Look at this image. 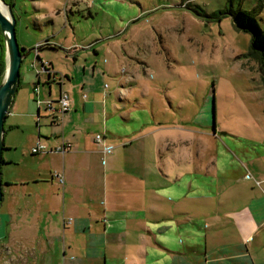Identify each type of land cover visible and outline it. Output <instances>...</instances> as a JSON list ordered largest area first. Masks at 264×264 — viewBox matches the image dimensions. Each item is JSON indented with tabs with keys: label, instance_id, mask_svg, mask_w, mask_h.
<instances>
[{
	"label": "crops",
	"instance_id": "0c3cea01",
	"mask_svg": "<svg viewBox=\"0 0 264 264\" xmlns=\"http://www.w3.org/2000/svg\"><path fill=\"white\" fill-rule=\"evenodd\" d=\"M99 1L103 11L123 6L113 16L122 29L137 16L133 0ZM52 24L49 37L74 29ZM49 37L22 44L39 47L30 64L40 70L29 83L36 105L16 114L13 101L5 122L0 254L19 243L18 264H264V111L240 131L223 125L228 106L213 107V123L169 121L166 108L133 97L123 65L99 64L98 49L81 57L94 41ZM62 91L72 106L52 112Z\"/></svg>",
	"mask_w": 264,
	"mask_h": 264
},
{
	"label": "rangeland",
	"instance_id": "374dc122",
	"mask_svg": "<svg viewBox=\"0 0 264 264\" xmlns=\"http://www.w3.org/2000/svg\"><path fill=\"white\" fill-rule=\"evenodd\" d=\"M124 1L131 3V0ZM6 2L11 5L16 19L21 46L23 43L31 45L43 37L48 39L53 32V21L60 26L69 22L75 30L71 26L57 38L49 37L50 43H66L73 39L83 40L80 43L84 44V40L94 41L86 50L82 51L79 46L81 57L89 54L87 50L94 55V49H98L99 64L117 61L119 66L123 65L121 73L124 75L128 71L133 77V97L144 94L140 100L150 107L155 103L166 108L171 113L169 121L203 124L204 119L210 117L213 123V107L226 106L231 115L224 121L225 128L240 131L242 124L253 127L254 120L260 121L264 111V105L260 104L264 102V71L256 54L250 53L252 34L236 25L230 9L254 12L264 28V0H191L200 14L182 4V0H133L137 16L132 24H125L124 29L113 19L114 12L126 11L119 5L103 11L104 7L96 2L94 6L93 0ZM33 47L21 66V74L27 73V79L22 85L20 82L14 98L16 114L36 105L34 86L29 83L34 78L37 80L40 66L39 63L30 64L37 45ZM45 49L50 55L60 52L51 47ZM1 53L3 55L0 44ZM53 60L58 63L57 59ZM80 63H84L83 58ZM105 76L107 84L112 85L114 78L110 74ZM27 86L32 93L31 99ZM56 92L54 89L53 97L57 96ZM248 109L254 112L252 117L244 114ZM12 120L14 116L8 122ZM15 134V139L24 138L20 133ZM202 138L206 137L202 135ZM10 245V252L0 254V264H18L16 256L23 249L22 244Z\"/></svg>",
	"mask_w": 264,
	"mask_h": 264
},
{
	"label": "water",
	"instance_id": "95a60500",
	"mask_svg": "<svg viewBox=\"0 0 264 264\" xmlns=\"http://www.w3.org/2000/svg\"><path fill=\"white\" fill-rule=\"evenodd\" d=\"M16 24L11 5L6 0H0V28L6 61L5 74L0 82V204L4 195L2 164L5 149V122L20 86L22 63L31 52L19 43Z\"/></svg>",
	"mask_w": 264,
	"mask_h": 264
},
{
	"label": "trees",
	"instance_id": "16d2710c",
	"mask_svg": "<svg viewBox=\"0 0 264 264\" xmlns=\"http://www.w3.org/2000/svg\"><path fill=\"white\" fill-rule=\"evenodd\" d=\"M185 1L186 0H182V4L186 5V7L191 8L197 13H199V10L193 8V3L190 2L191 0H188L187 3H185ZM230 12L233 16L236 25L241 29L250 32L252 34V50L250 53L256 54L264 71V28L259 24L255 13L252 11H247L243 8H238V9L231 8ZM0 44L3 49V55L2 58L0 59V82H1L6 70V61L4 55L5 53L4 40H3L1 28H0ZM46 45H50V44L47 43ZM38 48L39 47H36V49Z\"/></svg>",
	"mask_w": 264,
	"mask_h": 264
},
{
	"label": "built area",
	"instance_id": "2783aa9c",
	"mask_svg": "<svg viewBox=\"0 0 264 264\" xmlns=\"http://www.w3.org/2000/svg\"><path fill=\"white\" fill-rule=\"evenodd\" d=\"M43 67L46 69L47 65L44 64ZM71 106H72L71 96H70V94L67 91H62L61 92V95H60V97L58 99V106L55 105V102L53 100H49L47 102V108L49 110H51L52 112H55V113L59 112L60 114H63L66 111H68L71 108ZM102 139L103 138H102V135L101 134H98L96 136V140L98 142H101ZM70 148H71V144L69 142H67V143L64 142L61 146H59L57 148V150L60 151V152H62V153H64L67 150H69ZM111 150H112V146L107 145L105 143L103 144L102 151L104 153H108ZM43 151H45V146L43 144H39V145H37V146H35L33 148V152L34 153L43 152Z\"/></svg>",
	"mask_w": 264,
	"mask_h": 264
},
{
	"label": "bare ground",
	"instance_id": "6f19581e",
	"mask_svg": "<svg viewBox=\"0 0 264 264\" xmlns=\"http://www.w3.org/2000/svg\"><path fill=\"white\" fill-rule=\"evenodd\" d=\"M4 9L6 8V7H3Z\"/></svg>",
	"mask_w": 264,
	"mask_h": 264
}]
</instances>
